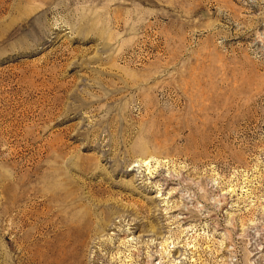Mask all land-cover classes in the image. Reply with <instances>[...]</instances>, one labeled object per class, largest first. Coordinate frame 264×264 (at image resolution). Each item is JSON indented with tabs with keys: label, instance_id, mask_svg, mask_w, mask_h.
<instances>
[{
	"label": "rangeland",
	"instance_id": "374dc122",
	"mask_svg": "<svg viewBox=\"0 0 264 264\" xmlns=\"http://www.w3.org/2000/svg\"><path fill=\"white\" fill-rule=\"evenodd\" d=\"M0 264H264V0H0Z\"/></svg>",
	"mask_w": 264,
	"mask_h": 264
}]
</instances>
